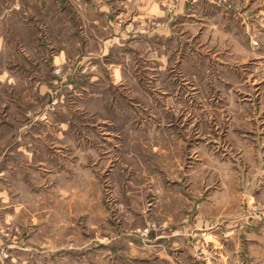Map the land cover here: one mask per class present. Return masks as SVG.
Returning <instances> with one entry per match:
<instances>
[{
	"label": "rangeland",
	"instance_id": "1",
	"mask_svg": "<svg viewBox=\"0 0 264 264\" xmlns=\"http://www.w3.org/2000/svg\"><path fill=\"white\" fill-rule=\"evenodd\" d=\"M226 178L264 193V0H0V264H215L164 200Z\"/></svg>",
	"mask_w": 264,
	"mask_h": 264
},
{
	"label": "crops",
	"instance_id": "2",
	"mask_svg": "<svg viewBox=\"0 0 264 264\" xmlns=\"http://www.w3.org/2000/svg\"><path fill=\"white\" fill-rule=\"evenodd\" d=\"M92 37L98 41L102 40L100 37ZM233 183L226 178L223 191L211 196L210 201L202 205L198 215L190 217V222L189 219L183 221L184 217L179 212L181 207L178 206L175 197L164 200L168 213L163 214L166 217L162 220L168 224L167 229L170 233L167 238L171 240L182 235L190 238L203 237L201 247L209 242H214V248L217 250V246H222L221 258L215 259V264H264V215H250L254 216L250 219L245 218L246 213L243 215L246 204L252 201L264 203V193L241 196L232 187ZM192 207L191 203L184 205L186 209ZM152 236H156L157 243L166 238L159 232L151 234ZM222 243L232 244L230 253ZM205 254L204 259L209 260L207 251ZM225 254L230 256L226 257Z\"/></svg>",
	"mask_w": 264,
	"mask_h": 264
},
{
	"label": "built area",
	"instance_id": "3",
	"mask_svg": "<svg viewBox=\"0 0 264 264\" xmlns=\"http://www.w3.org/2000/svg\"><path fill=\"white\" fill-rule=\"evenodd\" d=\"M264 214V211L263 210H261V209H259V208H257V207H254L253 209H252V211H247V214ZM253 217V216H252ZM153 229L154 228H156V227H152ZM150 230V229H149ZM149 230H147L145 233H147Z\"/></svg>",
	"mask_w": 264,
	"mask_h": 264
},
{
	"label": "bare ground",
	"instance_id": "4",
	"mask_svg": "<svg viewBox=\"0 0 264 264\" xmlns=\"http://www.w3.org/2000/svg\"><path fill=\"white\" fill-rule=\"evenodd\" d=\"M255 215H257V214H255ZM261 215H264V214H261Z\"/></svg>",
	"mask_w": 264,
	"mask_h": 264
}]
</instances>
